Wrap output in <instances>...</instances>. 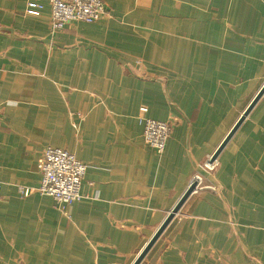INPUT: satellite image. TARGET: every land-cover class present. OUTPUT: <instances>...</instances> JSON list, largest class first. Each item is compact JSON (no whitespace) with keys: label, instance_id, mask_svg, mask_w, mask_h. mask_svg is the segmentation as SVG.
Segmentation results:
<instances>
[{"label":"crops","instance_id":"obj_1","mask_svg":"<svg viewBox=\"0 0 264 264\" xmlns=\"http://www.w3.org/2000/svg\"><path fill=\"white\" fill-rule=\"evenodd\" d=\"M103 1L54 30L0 0V264H133L197 173L140 264H264V93L204 169L264 85V0ZM142 107L175 121L162 153ZM47 147L89 165L81 200L21 196Z\"/></svg>","mask_w":264,"mask_h":264},{"label":"built area","instance_id":"obj_2","mask_svg":"<svg viewBox=\"0 0 264 264\" xmlns=\"http://www.w3.org/2000/svg\"><path fill=\"white\" fill-rule=\"evenodd\" d=\"M51 6V25L53 29H63L71 22L93 23L110 16L103 0H49ZM30 13L38 14L31 10ZM1 111V107H0ZM139 122L144 129V137L157 152L162 153L175 125L174 120H156L146 116L148 109H140ZM217 159L209 160L206 171H214ZM89 165L79 160L76 155L64 148L47 147L38 162L41 180L38 187L20 186L22 197L37 191L53 197L58 204H70L83 198L81 187ZM196 184L194 190L204 187V177L197 173L190 184ZM213 188V186H209ZM1 191V183H0Z\"/></svg>","mask_w":264,"mask_h":264},{"label":"water","instance_id":"obj_3","mask_svg":"<svg viewBox=\"0 0 264 264\" xmlns=\"http://www.w3.org/2000/svg\"><path fill=\"white\" fill-rule=\"evenodd\" d=\"M264 93V85L259 90L257 95L253 98L249 106L246 108V110L243 112L242 116L239 118L238 122L235 124V126L232 128V130L229 132V134L226 136L224 141L221 143L219 148L216 150L214 155L212 156L211 160L217 159L218 155L222 151V149L225 147V145L228 143V141L231 139V137L234 135L236 130L239 128L241 123L244 121V119L247 117V115L250 113L252 108L255 106V104L258 102V100L261 98V96ZM196 184H190L188 190L185 192V194L182 196V198L179 200V202L176 204V206L173 208V210L170 212L166 220L163 222L162 226L159 228V230L155 233V235L152 237V239L148 242V244L145 246V248L140 252L136 260L133 262V264H140V262L143 260L147 252L150 250L152 245L155 243V241L158 239V237L162 234L164 229L167 227V225L170 223V221L173 219V217L176 215V213L180 210L184 202L187 200L189 195L194 191Z\"/></svg>","mask_w":264,"mask_h":264},{"label":"rangeland","instance_id":"obj_4","mask_svg":"<svg viewBox=\"0 0 264 264\" xmlns=\"http://www.w3.org/2000/svg\"><path fill=\"white\" fill-rule=\"evenodd\" d=\"M209 187V186H208Z\"/></svg>","mask_w":264,"mask_h":264}]
</instances>
